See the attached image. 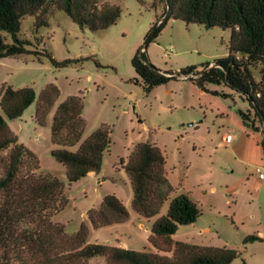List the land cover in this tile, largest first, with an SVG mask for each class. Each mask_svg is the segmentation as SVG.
<instances>
[{
	"label": "rangeland",
	"instance_id": "obj_1",
	"mask_svg": "<svg viewBox=\"0 0 264 264\" xmlns=\"http://www.w3.org/2000/svg\"><path fill=\"white\" fill-rule=\"evenodd\" d=\"M100 3H114L121 10L116 23L106 29H80L61 10L53 12L48 26L40 29L41 45L58 61L74 60L68 65L54 67L48 60L39 62L31 55L0 58V88L5 84L29 86L37 98L50 83L59 89L44 125L35 121V102L19 118L7 122L18 141L37 154L40 167L36 172L61 179L68 198L65 207L50 217L51 225L39 231L24 222L3 234L0 264H24L40 258L29 247L27 233L33 231L52 242L53 255L65 253L72 247L70 236L82 223L88 227L87 242L157 251L172 257L173 250L159 251L147 238L149 225L180 193L195 201L201 214L192 224L178 225L174 241L233 248L238 255L230 264H264V180L256 173V167L264 164L261 132L245 126L238 114V110L248 108V103L229 87L208 85L210 90L229 94L223 97L201 90L186 78H173L145 92L131 59L151 28L163 19V5L153 6V0ZM21 33L35 41L32 17L22 20ZM229 36V29L169 18L145 50L151 63L161 70L176 72L190 65L200 70L227 55ZM261 67L256 64L251 68L257 80ZM70 95L83 100L86 126L80 142L100 124L112 129L111 146L99 175L71 184L66 181L64 166L50 154L55 148L50 139L52 114ZM255 125L261 128L257 119ZM228 129L233 130L235 138L230 145H223L222 136ZM143 140H151L162 150L167 178L173 186L159 213L148 220L132 209V189L120 167V159L126 161L133 146ZM110 193L122 200L130 217L123 224L95 230L86 213ZM253 234L263 240L243 242ZM89 262L104 263L105 258L96 256Z\"/></svg>",
	"mask_w": 264,
	"mask_h": 264
},
{
	"label": "trees",
	"instance_id": "obj_2",
	"mask_svg": "<svg viewBox=\"0 0 264 264\" xmlns=\"http://www.w3.org/2000/svg\"><path fill=\"white\" fill-rule=\"evenodd\" d=\"M152 4H162L164 13L151 40L169 18L206 28L229 29L230 36L227 55L215 58L200 70L195 65L176 72L161 70L151 63L145 49H138L131 65L144 91L150 92L173 78L189 79L201 90L223 97L229 94L210 90L208 85L229 87L248 103V108L238 110V114L245 126L261 132L264 153V0H153ZM58 10L80 29L92 32L115 24L121 12L119 5L101 4L100 0H0V58L31 55L39 62L48 60L54 67L73 62L56 60L41 45L39 31L48 26L51 15ZM25 17H32L35 41L21 33ZM256 64L262 66L258 80L251 71ZM58 97L59 89L54 83L46 85L38 98L29 86L14 88L5 84L0 88V238L24 222L40 231L44 225H51L50 217L68 202L65 183L51 173L36 172L40 167L37 154L18 141L7 122L19 118L35 102V121L44 125ZM83 107L81 96L66 97L56 107L50 124V139L55 146L50 154L64 166L69 184L97 176L111 146L112 129L105 123L80 142L86 126ZM256 119L261 128L255 125ZM120 163L132 189V209L146 219L156 216L173 191L160 147L149 140L139 141L126 161L120 159ZM200 214L197 203L180 193L170 199L165 213L150 225L149 243L159 251L173 250L172 257L157 251L87 242L88 227L82 223L68 240L71 249L59 255H53L52 242L39 236V231L28 232L29 247L41 257L24 264H230L238 255L233 248L173 240L178 225L192 224ZM86 217L91 226L98 229L127 221L129 211L120 198L110 193L104 195L97 208L88 210ZM262 240L253 234L244 237L243 242ZM96 256H104L105 262L90 263L89 259Z\"/></svg>",
	"mask_w": 264,
	"mask_h": 264
},
{
	"label": "built area",
	"instance_id": "obj_3",
	"mask_svg": "<svg viewBox=\"0 0 264 264\" xmlns=\"http://www.w3.org/2000/svg\"><path fill=\"white\" fill-rule=\"evenodd\" d=\"M234 138L235 135L233 133V130L232 129L226 130V132L222 136L223 145H229ZM256 173H257V177L260 180H264V164L262 166L256 167Z\"/></svg>",
	"mask_w": 264,
	"mask_h": 264
},
{
	"label": "water",
	"instance_id": "obj_4",
	"mask_svg": "<svg viewBox=\"0 0 264 264\" xmlns=\"http://www.w3.org/2000/svg\"><path fill=\"white\" fill-rule=\"evenodd\" d=\"M155 28H156V26H153V27L151 28V30L149 31V33L146 35V37H145V39H144V41H143V43H142L140 49H142V50L146 49L147 44L150 42L151 37H152V34H153L154 31H155Z\"/></svg>",
	"mask_w": 264,
	"mask_h": 264
},
{
	"label": "crops",
	"instance_id": "obj_5",
	"mask_svg": "<svg viewBox=\"0 0 264 264\" xmlns=\"http://www.w3.org/2000/svg\"><path fill=\"white\" fill-rule=\"evenodd\" d=\"M82 115H83V112H82ZM144 141V140H143ZM149 141H151V140H149ZM232 143V142H231ZM230 143V144H231ZM229 144V145H230ZM99 175V174H98ZM97 175V176H98ZM97 176H87V177H92V178H96ZM100 204V203H99ZM129 217H130V212H129ZM148 220V219H147ZM123 223H125V222H123ZM123 223H119V224H113V225H109V226H105V227H113V226H116V225H120V224H123ZM150 226V225H149ZM105 227H101V228H105ZM101 228H98V229H101ZM94 229V228H93ZM95 230H97V229H95Z\"/></svg>",
	"mask_w": 264,
	"mask_h": 264
}]
</instances>
